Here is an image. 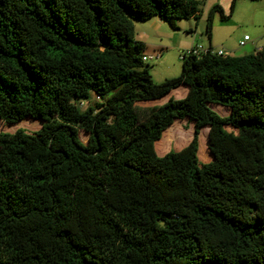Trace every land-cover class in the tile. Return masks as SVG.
<instances>
[{
  "label": "trees",
  "instance_id": "16d2710c",
  "mask_svg": "<svg viewBox=\"0 0 264 264\" xmlns=\"http://www.w3.org/2000/svg\"><path fill=\"white\" fill-rule=\"evenodd\" d=\"M199 17L197 0H0V121L40 122L0 133V264H264V51L209 48L155 84L134 40L133 19ZM182 120L191 140L158 156Z\"/></svg>",
  "mask_w": 264,
  "mask_h": 264
},
{
  "label": "rangeland",
  "instance_id": "374dc122",
  "mask_svg": "<svg viewBox=\"0 0 264 264\" xmlns=\"http://www.w3.org/2000/svg\"><path fill=\"white\" fill-rule=\"evenodd\" d=\"M200 17L198 20L192 18L175 22L176 29H173L167 22L159 19H148L139 21L133 19L134 40L146 43V54L157 55L158 58L149 63L151 79L155 84L162 83L166 79L176 78L181 73V55L191 48L193 43H211L214 50L223 48L218 42L226 41L235 51L244 50L256 54L250 48L254 42V37L260 30L264 29V0H197ZM218 6L222 9L227 20L220 18V13L213 11ZM232 11V12H231ZM212 17V29L210 38L206 33V23L208 17ZM247 35L250 41L245 42V47H239V41ZM213 39H212V37ZM140 39V40H139ZM233 56V53H230ZM244 55V54H243ZM242 55V56H243ZM237 56V55H236ZM241 55H238L239 57ZM180 91L174 90L170 95L160 100L139 103L141 108L160 106L169 98L181 99ZM86 103L81 105L85 109ZM211 109L220 116H227L228 110L220 106H211ZM40 128V122L24 120L14 125H8L0 121V133L12 134L17 130H22L28 134H33ZM208 128L200 129L198 160L200 164L211 161L207 143ZM193 135V123L187 120L175 121L165 132L160 141L154 145L158 156H163L169 151H180L191 140ZM79 139L85 142L86 135L79 131ZM173 138V142L166 147V141ZM178 138H181L178 140Z\"/></svg>",
  "mask_w": 264,
  "mask_h": 264
},
{
  "label": "crops",
  "instance_id": "0c3cea01",
  "mask_svg": "<svg viewBox=\"0 0 264 264\" xmlns=\"http://www.w3.org/2000/svg\"><path fill=\"white\" fill-rule=\"evenodd\" d=\"M155 19H158V18H155ZM244 36H247V35H244ZM212 39H213V37H212ZM241 41L242 40H240L239 43ZM248 41H250V39ZM248 41H246V42H248ZM139 42L143 43L144 46H145V48H146V43L144 41H141L140 40ZM217 44H220V45L223 46V48H219V49L224 50V52H225L226 55H230V53H233V56H236V55L237 56L238 55H241L242 56L243 54L244 55H246V54H252V53H249L250 52L249 50L248 51H244V50L235 51V49H233L232 46L229 45L226 41L218 42ZM196 45H199V46H201L204 49L212 48L214 50V48L211 46V43L210 42L208 44H203V43H198L197 44V43H193L191 45V48L194 47V46H196ZM242 47H245V44ZM250 48H252V50H254L256 52H258V51H264V29L263 28L254 37V42H253V44H252V46ZM178 90L180 91L179 97L180 98L185 97V95L187 93V89L185 87H179ZM173 91H171L168 95H170ZM168 95H166V96H168Z\"/></svg>",
  "mask_w": 264,
  "mask_h": 264
},
{
  "label": "built area",
  "instance_id": "2783aa9c",
  "mask_svg": "<svg viewBox=\"0 0 264 264\" xmlns=\"http://www.w3.org/2000/svg\"><path fill=\"white\" fill-rule=\"evenodd\" d=\"M249 40V37L248 36H244L243 40L239 43V46L242 47L244 46L245 42ZM209 50L208 49H204L202 48L201 46L199 45H196L190 49H188L187 51H185L184 53H182L181 55V58L183 56H188V55H193V56H197L201 53H206L207 51ZM212 54H216L218 56H222V55H225V52L224 50L222 49H219V50H213L211 51ZM158 58L157 55L153 56V55H150V54H144L143 57H142V60L143 62L145 63H150L151 61H154Z\"/></svg>",
  "mask_w": 264,
  "mask_h": 264
},
{
  "label": "water",
  "instance_id": "95a60500",
  "mask_svg": "<svg viewBox=\"0 0 264 264\" xmlns=\"http://www.w3.org/2000/svg\"><path fill=\"white\" fill-rule=\"evenodd\" d=\"M207 143H208V139H207Z\"/></svg>",
  "mask_w": 264,
  "mask_h": 264
}]
</instances>
